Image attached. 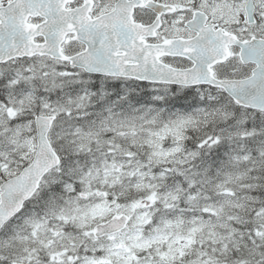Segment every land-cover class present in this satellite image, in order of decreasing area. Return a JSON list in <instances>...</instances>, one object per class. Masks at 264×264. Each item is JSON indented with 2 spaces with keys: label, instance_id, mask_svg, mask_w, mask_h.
Segmentation results:
<instances>
[{
  "label": "snow or ice",
  "instance_id": "1",
  "mask_svg": "<svg viewBox=\"0 0 264 264\" xmlns=\"http://www.w3.org/2000/svg\"><path fill=\"white\" fill-rule=\"evenodd\" d=\"M0 264H264V0H0Z\"/></svg>",
  "mask_w": 264,
  "mask_h": 264
}]
</instances>
